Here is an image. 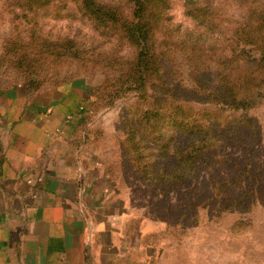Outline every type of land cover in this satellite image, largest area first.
<instances>
[{
	"label": "rangeland",
	"instance_id": "rangeland-1",
	"mask_svg": "<svg viewBox=\"0 0 264 264\" xmlns=\"http://www.w3.org/2000/svg\"><path fill=\"white\" fill-rule=\"evenodd\" d=\"M97 2L113 9L119 24L133 18V2ZM185 2L170 0L167 13L187 31L194 27V22L186 13ZM14 4L11 0H0V91L18 84L25 89L26 84H31L37 87L35 91L71 81L84 88L87 103L74 128V143L96 151L108 170L123 178L124 188L133 187L128 191L132 208L148 220L147 226L159 230L147 238L148 245H157V254L151 264H264V96L248 111L231 114L230 109L226 110L231 116L228 120L243 117L249 122L248 125L232 123L229 134L218 127L226 121L204 119L203 123H208L211 131L209 139L215 144L199 154L192 177L165 184L142 181L123 151L128 133L125 128L129 127L128 120L140 119L151 109V100L140 98L133 89L117 93L114 99L110 97V91L115 90L111 88L112 80L118 75L113 68L134 58L133 45L122 37L119 27H99L82 12L79 2L50 0V3L38 5L35 12L23 8L32 19L29 23L17 15L23 11ZM233 7L235 3L224 10L231 13ZM168 24V21L162 22L157 31L158 45L163 42ZM32 25L52 42L73 40L82 53L77 59L66 57L54 62L43 57L38 59L28 50V53L33 52L31 57L34 56L31 64L35 63L37 68L34 69L36 73L24 72L17 62L14 63L17 54L12 51L16 50L9 48L7 43L18 34H25ZM112 62L115 64L111 65ZM170 62L166 57V70L159 84L161 90L148 88L156 100L172 91L171 83L186 86L192 83L190 71L180 59ZM172 64L177 65L176 72L168 74L167 68ZM187 97L192 99V96ZM193 104L200 108L207 105L197 100ZM152 121L155 123L153 129L135 128L136 138L147 146L136 156L138 164H155L151 169L153 173L164 169L166 174H175L171 170L183 156L180 151L185 149L188 136L169 126V118L162 116ZM170 135L174 137L167 149L168 155H158L159 146ZM188 146L189 150L193 148L191 144Z\"/></svg>",
	"mask_w": 264,
	"mask_h": 264
},
{
	"label": "crops",
	"instance_id": "crops-1",
	"mask_svg": "<svg viewBox=\"0 0 264 264\" xmlns=\"http://www.w3.org/2000/svg\"><path fill=\"white\" fill-rule=\"evenodd\" d=\"M87 97L73 81L0 91V264L154 260L158 229L132 208L133 187L74 143Z\"/></svg>",
	"mask_w": 264,
	"mask_h": 264
},
{
	"label": "trees",
	"instance_id": "trees-1",
	"mask_svg": "<svg viewBox=\"0 0 264 264\" xmlns=\"http://www.w3.org/2000/svg\"><path fill=\"white\" fill-rule=\"evenodd\" d=\"M11 1L17 9L23 11L17 15L28 23L32 19L23 8L35 12L38 5L50 3V0ZM73 1L79 2L82 12L94 19L99 27H119L122 37L135 48L132 60H127L125 64L118 63L113 68L118 75L112 80L111 88L115 87V90L110 91V97L114 99L117 93L133 89L140 98L151 100V109H147L140 119L134 117L128 120L129 127L125 128L128 133L123 151L129 157L133 170L142 176V181L165 184L192 177L197 169L199 154L215 144L209 139L211 131L208 123H203L204 119L226 121L218 127L228 134L231 133L234 122L239 125L249 124L243 117L228 120L231 116L226 114V110L230 109L231 114L234 111H248L264 96L263 0H186V13L194 22V27L187 31L168 17L170 0H128L135 3L133 18L123 20L120 24L116 12L97 0ZM233 3L235 7L231 9V13L224 10L226 6L231 8ZM165 21L169 22L168 28L163 33V42L158 45L157 31ZM180 34L182 37H179ZM7 44L9 48L16 50L12 51L15 55L20 54L16 55L14 63L17 62L24 72L33 73H36L34 69L37 68L35 63L31 64L34 56L57 62L66 57L77 59L78 54L83 51L71 39L52 42L35 25L27 29L25 34H18L14 40L10 39ZM28 50L34 52L33 57V52L28 53ZM108 57L112 58L110 55ZM166 57L174 63L177 58L180 59L189 69L192 83L188 86L171 83L172 91L156 100L148 88L161 90L159 84L162 82V72L166 70ZM113 64L115 63L112 62L111 65ZM176 66L172 64L166 72L175 73ZM25 86L30 92L37 88L31 84ZM187 96H192V99ZM194 100L207 105L200 108L193 104ZM162 116L170 119L169 126L178 128L188 136L185 149L180 151L183 156L171 170L175 174H166L164 169L160 173H153L151 169L155 164L140 166L136 158L139 151L147 146L136 138L135 128L153 129L155 123L152 120ZM172 137L174 135H170L159 146L158 155H168L167 149L172 144ZM189 144L193 145L191 150ZM176 149H172V152Z\"/></svg>",
	"mask_w": 264,
	"mask_h": 264
}]
</instances>
